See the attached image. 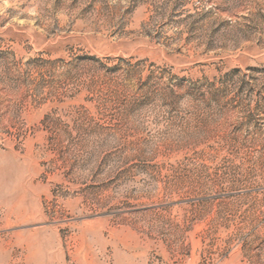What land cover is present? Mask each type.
I'll list each match as a JSON object with an SVG mask.
<instances>
[{
    "label": "rangeland",
    "instance_id": "rangeland-1",
    "mask_svg": "<svg viewBox=\"0 0 264 264\" xmlns=\"http://www.w3.org/2000/svg\"><path fill=\"white\" fill-rule=\"evenodd\" d=\"M0 264H264V0H0Z\"/></svg>",
    "mask_w": 264,
    "mask_h": 264
}]
</instances>
